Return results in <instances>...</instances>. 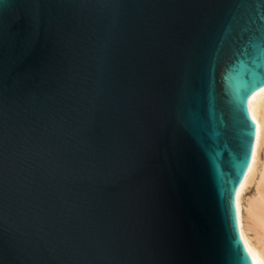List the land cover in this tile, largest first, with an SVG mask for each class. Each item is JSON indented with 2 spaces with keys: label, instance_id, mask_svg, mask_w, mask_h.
I'll return each mask as SVG.
<instances>
[{
  "label": "water",
  "instance_id": "water-1",
  "mask_svg": "<svg viewBox=\"0 0 264 264\" xmlns=\"http://www.w3.org/2000/svg\"><path fill=\"white\" fill-rule=\"evenodd\" d=\"M263 87L264 0H0V264H254Z\"/></svg>",
  "mask_w": 264,
  "mask_h": 264
},
{
  "label": "bare ground",
  "instance_id": "bare-ground-1",
  "mask_svg": "<svg viewBox=\"0 0 264 264\" xmlns=\"http://www.w3.org/2000/svg\"><path fill=\"white\" fill-rule=\"evenodd\" d=\"M256 122V140L252 162L237 191L236 204L240 233L254 264H264V163L260 161L264 147V87L256 91L248 101ZM257 198L244 204V191L256 182Z\"/></svg>",
  "mask_w": 264,
  "mask_h": 264
},
{
  "label": "rangeland",
  "instance_id": "rangeland-1",
  "mask_svg": "<svg viewBox=\"0 0 264 264\" xmlns=\"http://www.w3.org/2000/svg\"><path fill=\"white\" fill-rule=\"evenodd\" d=\"M260 161L263 164L264 163V147L261 152ZM258 182V178L256 182H254L252 185H250L245 191H244V204L248 205L250 201H253L255 198H257L256 194V185Z\"/></svg>",
  "mask_w": 264,
  "mask_h": 264
}]
</instances>
